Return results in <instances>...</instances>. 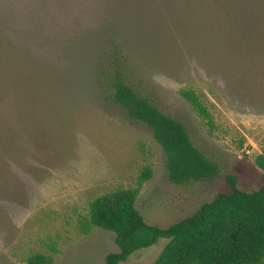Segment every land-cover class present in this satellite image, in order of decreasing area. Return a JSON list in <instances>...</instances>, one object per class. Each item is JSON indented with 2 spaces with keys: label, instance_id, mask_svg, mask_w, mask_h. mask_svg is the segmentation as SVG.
Masks as SVG:
<instances>
[{
  "label": "trees",
  "instance_id": "obj_1",
  "mask_svg": "<svg viewBox=\"0 0 264 264\" xmlns=\"http://www.w3.org/2000/svg\"><path fill=\"white\" fill-rule=\"evenodd\" d=\"M93 1L104 6L105 19L85 28L77 17L83 21ZM149 15L157 28L167 25L169 32L181 33L207 71H218L229 83L258 90L264 98V0H0L1 178L7 176L6 163L23 164L26 154L23 83L28 94L54 98L56 119L62 116V122L81 104H92L104 110L114 107L129 122L144 126L161 148L166 178L174 185L211 182L219 176L218 164L194 144L185 125L163 113L134 82L130 44L122 38L131 35L134 21L128 24L126 19ZM59 56L63 64L58 66ZM179 94L212 126L211 115L193 90ZM5 111H14L15 121ZM26 139L40 147L54 137ZM150 177L145 169L136 188L115 190L89 203L80 230L99 228L114 234L117 251L108 253L104 264H122L159 240L166 243L151 264H263V188L242 191L229 177L230 192L216 193L190 216L161 228L148 225L135 206ZM7 179L11 183L6 180L0 186V195L9 196L18 187ZM52 261L42 254L25 260Z\"/></svg>",
  "mask_w": 264,
  "mask_h": 264
},
{
  "label": "rangeland",
  "instance_id": "obj_2",
  "mask_svg": "<svg viewBox=\"0 0 264 264\" xmlns=\"http://www.w3.org/2000/svg\"><path fill=\"white\" fill-rule=\"evenodd\" d=\"M91 5L83 21L77 17L85 28L105 19L104 6L99 1ZM126 21H134L131 35L122 38L130 44L135 84L163 113L185 125L194 144L218 164L219 176L174 185L166 178L161 148L144 126L129 122L114 107L104 110L92 104H81L62 122V116L56 119V100L28 94L23 83L26 154L23 164L6 163L7 176L0 177V186L11 183L8 176L18 186L13 194L0 195V264H26L34 254L51 257L52 264H104L105 256L117 251L114 234L99 228L83 233L80 223L93 199L136 188L145 169L151 177L135 206L148 225L161 228L190 216L216 193L230 192L229 177L236 179L239 190L264 189L263 96L229 83L218 71H207L181 33L169 32L167 25L157 28L150 15ZM182 89L199 96L212 126L180 96ZM6 113L15 121L14 111ZM26 137L54 140L33 147ZM165 243L159 240L122 264H151Z\"/></svg>",
  "mask_w": 264,
  "mask_h": 264
}]
</instances>
